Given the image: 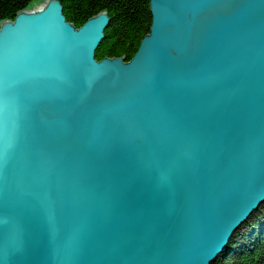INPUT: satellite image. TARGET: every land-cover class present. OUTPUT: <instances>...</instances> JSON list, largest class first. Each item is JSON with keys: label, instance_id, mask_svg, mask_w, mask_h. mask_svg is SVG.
<instances>
[{"label": "water", "instance_id": "1", "mask_svg": "<svg viewBox=\"0 0 264 264\" xmlns=\"http://www.w3.org/2000/svg\"><path fill=\"white\" fill-rule=\"evenodd\" d=\"M131 58L60 0L0 21V264H211L264 202V0H149Z\"/></svg>", "mask_w": 264, "mask_h": 264}, {"label": "trees", "instance_id": "2", "mask_svg": "<svg viewBox=\"0 0 264 264\" xmlns=\"http://www.w3.org/2000/svg\"><path fill=\"white\" fill-rule=\"evenodd\" d=\"M27 0H0V21L12 19ZM66 17L79 27L88 18L106 11L109 23L95 51L96 59L125 57L135 53L148 32L149 0H60ZM255 217L248 218L231 237L228 246L211 264H264V202Z\"/></svg>", "mask_w": 264, "mask_h": 264}, {"label": "rangeland", "instance_id": "3", "mask_svg": "<svg viewBox=\"0 0 264 264\" xmlns=\"http://www.w3.org/2000/svg\"><path fill=\"white\" fill-rule=\"evenodd\" d=\"M255 216H256V213L253 212V214H251V216L249 217V219L252 218V217H255ZM256 217H257V216H256Z\"/></svg>", "mask_w": 264, "mask_h": 264}]
</instances>
